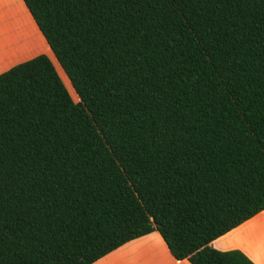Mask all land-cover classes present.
I'll return each instance as SVG.
<instances>
[{
    "label": "trees",
    "instance_id": "1",
    "mask_svg": "<svg viewBox=\"0 0 264 264\" xmlns=\"http://www.w3.org/2000/svg\"><path fill=\"white\" fill-rule=\"evenodd\" d=\"M47 54L0 74V264H91L158 230L192 264L264 210V0H24Z\"/></svg>",
    "mask_w": 264,
    "mask_h": 264
},
{
    "label": "crops",
    "instance_id": "2",
    "mask_svg": "<svg viewBox=\"0 0 264 264\" xmlns=\"http://www.w3.org/2000/svg\"><path fill=\"white\" fill-rule=\"evenodd\" d=\"M52 48L24 0H0V74ZM51 58V56H50ZM218 250L238 249L264 264V210L214 239ZM91 264H192L177 259L158 230L135 238Z\"/></svg>",
    "mask_w": 264,
    "mask_h": 264
},
{
    "label": "rangeland",
    "instance_id": "3",
    "mask_svg": "<svg viewBox=\"0 0 264 264\" xmlns=\"http://www.w3.org/2000/svg\"><path fill=\"white\" fill-rule=\"evenodd\" d=\"M50 56H51V59L53 60L54 64L56 65L57 70L59 71L61 77L63 78L65 84H66L67 87L69 88V90H70V92H71V94H72L74 100H75V101H79V100H80L79 96L77 95V93H76L74 87H73L72 84H71L70 79L68 78V76H67L66 73L64 72L62 66H61V65L59 64V62L57 61V58L55 57L53 51L51 52V55H50Z\"/></svg>",
    "mask_w": 264,
    "mask_h": 264
}]
</instances>
